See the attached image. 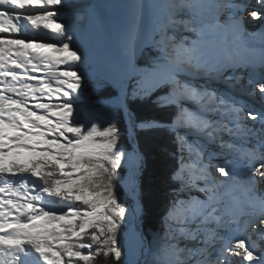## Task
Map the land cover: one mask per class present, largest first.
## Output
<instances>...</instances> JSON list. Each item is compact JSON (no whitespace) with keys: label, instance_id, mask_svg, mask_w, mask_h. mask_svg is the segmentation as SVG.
Wrapping results in <instances>:
<instances>
[{"label":"snow or ice","instance_id":"1","mask_svg":"<svg viewBox=\"0 0 264 264\" xmlns=\"http://www.w3.org/2000/svg\"><path fill=\"white\" fill-rule=\"evenodd\" d=\"M144 7L113 57L95 5L0 0V264H264V0H160L141 33Z\"/></svg>","mask_w":264,"mask_h":264},{"label":"bare ground","instance_id":"2","mask_svg":"<svg viewBox=\"0 0 264 264\" xmlns=\"http://www.w3.org/2000/svg\"><path fill=\"white\" fill-rule=\"evenodd\" d=\"M202 1L205 4L206 0H202ZM85 2L95 5L94 10L92 11V16H93L92 30L94 32H98L100 36V40L93 46V51H103L115 57L117 54L119 41L126 33L128 28V22H129L128 5L130 3H139L145 5V7L141 10V33H142L143 29L148 24V20L150 16V9L147 6L153 5V3L156 2H160V0H85ZM206 4H210V3L206 2ZM120 10L126 13L125 21H119L117 18V13ZM64 15L67 17V16H71L72 13L68 12L65 13ZM251 22L252 20H248L249 23L247 24L248 29L251 28L252 26L250 24ZM208 39L210 41L215 40L216 52L220 54H228L232 51L231 47L223 43L222 36L209 35ZM91 69L93 71H97L95 65H92ZM118 74H119L118 72L112 73V75H118ZM234 190L238 192H235ZM222 191L224 193L226 192L227 194L228 192L236 193L239 196L242 193H246L242 187H231V186L222 188ZM254 207L255 206L249 204V209H253ZM257 207H259V210H261L260 204H258ZM238 211H241V209Z\"/></svg>","mask_w":264,"mask_h":264},{"label":"trees","instance_id":"3","mask_svg":"<svg viewBox=\"0 0 264 264\" xmlns=\"http://www.w3.org/2000/svg\"><path fill=\"white\" fill-rule=\"evenodd\" d=\"M138 66L143 64V61L140 60L137 62ZM117 90L114 87L109 86L105 92L104 95L106 97V99H112L117 95ZM96 94L93 92V94L91 95V97L88 99V101H90V105H94V104H98L99 101L96 100ZM86 100V97H85ZM138 111L141 115H155L157 113H154L150 108L146 107V106H139L138 107ZM90 110H89V106L87 107V112H86V120L90 119V114H89ZM117 114H119L117 112ZM85 120V121H86ZM224 201V205L225 207L228 209V211H230V201L229 200H225ZM110 261V264H116L115 258H105L103 256H101L100 258L96 259L94 261V264H107V262Z\"/></svg>","mask_w":264,"mask_h":264},{"label":"rangeland","instance_id":"4","mask_svg":"<svg viewBox=\"0 0 264 264\" xmlns=\"http://www.w3.org/2000/svg\"><path fill=\"white\" fill-rule=\"evenodd\" d=\"M159 2H156V3H153L154 4H158ZM70 27H75V25L73 24H70ZM91 72H94L91 68L89 69L88 72H86V75L90 74ZM93 94V91L92 90H89L87 93H86V102L84 104L81 105L80 107V119L81 120H86V112H87V107L90 105V101H88V99L91 97V95ZM221 191V195H222V198H225L227 197V195H223V191L222 189L220 190ZM233 204V202H232ZM260 204L259 201L255 202V205H258ZM248 206V204H247ZM248 207H246L245 205L241 208V210H247ZM238 209V208H237ZM254 211V209H250V210H247V211ZM236 211V210H235ZM238 211V210H237Z\"/></svg>","mask_w":264,"mask_h":264},{"label":"water","instance_id":"5","mask_svg":"<svg viewBox=\"0 0 264 264\" xmlns=\"http://www.w3.org/2000/svg\"><path fill=\"white\" fill-rule=\"evenodd\" d=\"M117 18L119 21H125L126 20V13L124 11L120 10L117 13Z\"/></svg>","mask_w":264,"mask_h":264}]
</instances>
